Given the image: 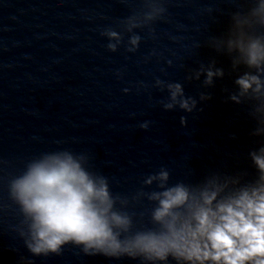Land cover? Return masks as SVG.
Returning <instances> with one entry per match:
<instances>
[{
  "label": "water",
  "instance_id": "water-1",
  "mask_svg": "<svg viewBox=\"0 0 264 264\" xmlns=\"http://www.w3.org/2000/svg\"><path fill=\"white\" fill-rule=\"evenodd\" d=\"M162 6L160 17L129 32L128 18L143 22L150 11L146 0H0V264H140L86 255L72 244L59 255L28 251L8 182L43 153L87 154L89 169L130 200L141 189L158 190L143 181L161 168L169 170L170 185H201L216 175L228 182L221 195L258 179L250 153L264 146V135H253L261 101L251 89L240 95L235 81L247 73L264 84V74L228 47L241 31L245 45L255 38L264 45V24L251 15L256 0H164ZM237 13L248 21L240 27ZM109 29L120 38L103 35ZM132 35L141 37L135 52L127 50ZM209 69L224 75L206 85ZM176 83L183 98L197 101L192 112L179 104L165 108L168 85ZM151 207L145 198L128 210L147 225Z\"/></svg>",
  "mask_w": 264,
  "mask_h": 264
},
{
  "label": "clouds",
  "instance_id": "clouds-1",
  "mask_svg": "<svg viewBox=\"0 0 264 264\" xmlns=\"http://www.w3.org/2000/svg\"><path fill=\"white\" fill-rule=\"evenodd\" d=\"M146 2L150 11L145 13L143 22L136 16L129 17V32L166 12L162 6L164 0ZM251 15L264 24V0H256ZM234 19L238 27L248 22L242 21L239 13ZM103 35L120 38L111 29ZM140 41L139 35H132L129 39L132 47L127 50L135 52ZM107 47L117 51L116 44L109 43ZM228 47L230 51L238 48L246 57L244 62L264 74L261 69L264 45L260 38L250 39L245 45V34L241 31L235 40L228 41ZM223 75L222 69L215 72L209 69L204 83L211 85L213 76ZM235 83L239 85L240 95L251 89L255 99L261 101L256 109L260 113V127L253 135H264V84L260 75L245 73ZM168 88L171 102L165 108L179 104L180 108L192 112L197 101L183 98L179 83L169 84ZM208 98L201 94V100ZM230 98L239 103L236 95ZM186 123L182 117L181 124ZM141 127L147 128L148 124ZM250 155L259 171L258 179L224 195L221 194L228 182L219 183L216 175L209 176L201 185L184 182L170 185L169 170L161 168L143 181L144 186L155 184L158 190L141 189L130 200L114 194L109 179L89 169L87 154L69 150L48 152L28 161L23 172L9 180L8 195L23 216L24 227L18 230L33 256L59 255L65 245L72 244L86 255L128 257L139 260L140 264H170V261L175 264H264V146L260 147L259 154L253 151ZM231 183L239 184V181ZM145 198L152 204L147 225L142 222L143 216L137 218L128 210L132 201L139 203Z\"/></svg>",
  "mask_w": 264,
  "mask_h": 264
}]
</instances>
